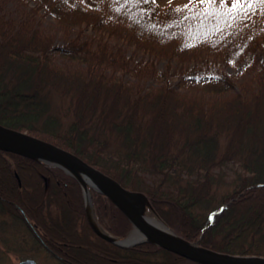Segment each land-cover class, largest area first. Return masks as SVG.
Segmentation results:
<instances>
[{"label": "trees", "instance_id": "16d2710c", "mask_svg": "<svg viewBox=\"0 0 264 264\" xmlns=\"http://www.w3.org/2000/svg\"><path fill=\"white\" fill-rule=\"evenodd\" d=\"M32 1L35 13L43 10L62 30H116L136 49L181 65L208 51L237 62L264 41V4L256 0L231 15V0L227 6L219 0L212 6L199 0ZM32 22L16 29L0 20V125L68 151L143 193L185 240L223 254L264 257V60L258 62V92L250 98H222L233 86L217 66L182 73L200 86L198 95L164 86L134 97L131 87L95 69L116 60L105 43L97 52L84 43L60 47L62 56L87 65L68 72L53 63L52 39ZM229 162L242 173L218 197L222 186L212 171ZM143 173L156 177L153 185ZM182 173L187 179L179 184L174 176ZM92 196L98 224L126 236L127 218L105 196ZM0 215L23 224L61 264H197L150 243L119 248L99 238L72 176L4 151Z\"/></svg>", "mask_w": 264, "mask_h": 264}, {"label": "rangeland", "instance_id": "374dc122", "mask_svg": "<svg viewBox=\"0 0 264 264\" xmlns=\"http://www.w3.org/2000/svg\"><path fill=\"white\" fill-rule=\"evenodd\" d=\"M155 1L158 5H166L174 0ZM35 8L36 4L32 0H0V20L9 22L18 29L20 24L31 18L33 29L38 30L41 36L51 38L53 41L50 50L53 63L68 72L84 70L87 65L82 61L83 58L62 56L60 47L70 42L84 43L91 51L97 52L105 43L116 60L110 63L105 62L95 69L131 87L134 97L164 86H171L181 94L190 97L198 95L200 86L192 78L184 77L183 72L197 67L204 69L207 66H217L232 81L231 92L224 94L222 98L237 94L250 98L258 92V62L264 60V41L258 49L245 53L237 62L226 63L220 54L208 51V56L199 55L196 61L181 65L175 59L155 58L136 49L123 34L116 30L96 32L91 27L62 30L51 16L43 10L35 13ZM212 173L216 176L220 187L222 186L217 190L219 197L223 192L230 191L229 185L238 174L242 173V170L237 163L229 162L225 166L215 168ZM142 176L150 185H153L156 180V177L152 175L143 173ZM174 177L179 179L176 180L180 182L179 184H183V180L187 179V175L183 173ZM23 259H31L37 264H61L34 242L24 225L11 217L0 215V264H14Z\"/></svg>", "mask_w": 264, "mask_h": 264}, {"label": "water", "instance_id": "95a60500", "mask_svg": "<svg viewBox=\"0 0 264 264\" xmlns=\"http://www.w3.org/2000/svg\"><path fill=\"white\" fill-rule=\"evenodd\" d=\"M0 151L57 167L74 177L82 190L85 215L91 229L97 236L118 247L128 248L148 242L197 264H264V257L228 255L201 247L197 243H190L178 236L165 223H163L162 231L153 229L142 218V202H145L146 206L152 210L147 198L142 193L122 187L112 178L72 153L30 136L26 132L0 125ZM83 183L96 193L106 196L121 211L131 223L130 235L137 236L135 241L130 242L127 241L128 238L113 237L98 225L93 210L91 192L89 189L88 191L84 190ZM16 264L36 263L27 259Z\"/></svg>", "mask_w": 264, "mask_h": 264}, {"label": "bare ground", "instance_id": "6f19581e", "mask_svg": "<svg viewBox=\"0 0 264 264\" xmlns=\"http://www.w3.org/2000/svg\"><path fill=\"white\" fill-rule=\"evenodd\" d=\"M74 178V177H73ZM75 179V178H74ZM76 180V179H75ZM77 181V180H76ZM78 183V182H77ZM79 184V183H78ZM80 186V185H79ZM81 188V187H80ZM83 188L85 191H88V186L85 185V183H83ZM143 205V210H142V218L143 221L150 227H152L153 229L162 231L164 229L163 227V222L162 220L152 211L150 210L147 206L145 202L141 203ZM115 206V205H114ZM116 207V206H115ZM117 208V207H116ZM118 209V208H117ZM119 210V209H118ZM120 211V210H119ZM25 227V226H24ZM123 238H128L127 241H135L137 239V236L135 234H133L132 236L130 235H126ZM156 258V257H153Z\"/></svg>", "mask_w": 264, "mask_h": 264}, {"label": "snow or ice", "instance_id": "6c2138e0", "mask_svg": "<svg viewBox=\"0 0 264 264\" xmlns=\"http://www.w3.org/2000/svg\"><path fill=\"white\" fill-rule=\"evenodd\" d=\"M191 2V0H190ZM217 2V0H199V3L202 5H206V6H212L215 5ZM229 0H219V5L220 6H227L228 5ZM256 2L264 4V0H256ZM247 9H250L253 5L251 0H231V5L230 7H228V13L231 15L233 10H236L239 7H245ZM185 7H188L187 5ZM179 10V9H178ZM205 12L207 14V8H205ZM233 19H235V17H233Z\"/></svg>", "mask_w": 264, "mask_h": 264}, {"label": "flooded vegetation", "instance_id": "af4514ba", "mask_svg": "<svg viewBox=\"0 0 264 264\" xmlns=\"http://www.w3.org/2000/svg\"><path fill=\"white\" fill-rule=\"evenodd\" d=\"M47 253V252H46ZM48 254V253H47ZM52 258V257H51ZM52 259H54V258H52ZM56 260V259H55ZM56 261H58V260H56ZM59 262V261H58ZM60 263V262H59Z\"/></svg>", "mask_w": 264, "mask_h": 264}]
</instances>
